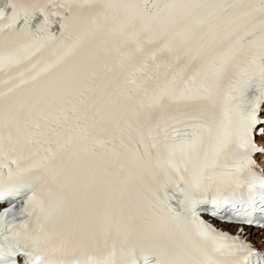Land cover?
Returning <instances> with one entry per match:
<instances>
[{
  "label": "snow or ice",
  "instance_id": "6c2138e0",
  "mask_svg": "<svg viewBox=\"0 0 264 264\" xmlns=\"http://www.w3.org/2000/svg\"><path fill=\"white\" fill-rule=\"evenodd\" d=\"M0 264H264V0H0Z\"/></svg>",
  "mask_w": 264,
  "mask_h": 264
}]
</instances>
